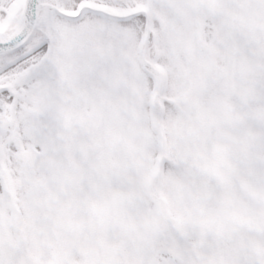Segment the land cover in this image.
I'll return each instance as SVG.
<instances>
[{"label":"snow or ice","instance_id":"obj_1","mask_svg":"<svg viewBox=\"0 0 264 264\" xmlns=\"http://www.w3.org/2000/svg\"><path fill=\"white\" fill-rule=\"evenodd\" d=\"M0 264H264V0H0Z\"/></svg>","mask_w":264,"mask_h":264}]
</instances>
